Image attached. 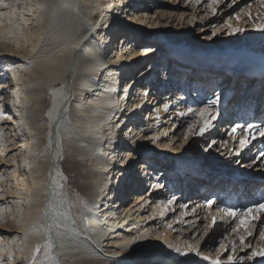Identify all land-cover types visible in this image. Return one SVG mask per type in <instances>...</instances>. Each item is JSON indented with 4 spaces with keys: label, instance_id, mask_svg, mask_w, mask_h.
<instances>
[{
    "label": "bare ground",
    "instance_id": "1",
    "mask_svg": "<svg viewBox=\"0 0 264 264\" xmlns=\"http://www.w3.org/2000/svg\"><path fill=\"white\" fill-rule=\"evenodd\" d=\"M152 1L0 3V264H264V7Z\"/></svg>",
    "mask_w": 264,
    "mask_h": 264
},
{
    "label": "rangeland",
    "instance_id": "2",
    "mask_svg": "<svg viewBox=\"0 0 264 264\" xmlns=\"http://www.w3.org/2000/svg\"><path fill=\"white\" fill-rule=\"evenodd\" d=\"M4 0H0V3H2ZM210 1H212V0H210ZM215 1H219V3L220 4H218V5H216V6H219V7H221L222 5H223V7L226 5H228L229 3H231L232 1H239L238 3H240L239 5H241V6H239V8H237L235 11H233L232 13H231V15H229L230 17H233V18H235V17H237V16H235V15H241V17H245L248 13H250V12H252L254 9L256 10V9H258V12H260V10H261V8H263L264 7V0H215ZM221 1H222V3H221ZM224 1V2H223ZM245 1V3H243L242 4V2H244ZM173 4L175 3V2H172ZM147 4H148V8H150V9H155V8H162V6L161 5H159V6H155V2H153L152 0H149V2H147ZM150 4H152V5H150ZM254 6V8H252V6ZM152 7H154V8H152ZM218 7V8H219ZM246 7H248V9L246 8ZM176 8V7H175ZM165 9V12L167 13V12H169L170 10H171V8L170 7H165L164 8ZM253 9V10H252ZM162 11H164L163 9H161ZM177 10H179V9H177ZM248 10V11H247ZM179 12H180V10H179ZM238 12V13H237ZM262 12V11H261ZM164 12H161L160 14H163ZM215 13H216V11H215ZM215 13H214V15H215ZM206 14L208 15V14H211V12L209 11L208 13L206 12ZM167 15L169 16V17H167L166 15L164 16V20H163V23H167L168 22V20L169 21H173V25H177L178 24V22H176L177 20H175V18H173V16H171L170 17V15H169V13H167ZM181 23H183V22H181ZM203 29H205V31L203 32V37L204 38H208V39H205V40H207V41H209V40H214V34H213V25H212V22H210L209 24H207V25H204L203 26ZM189 51V50H188ZM187 51V52H188ZM257 61V62H256ZM250 62H253V63H256V64H258L259 62H258V60L256 59L255 61L253 60V61H251L250 60ZM164 64H166V62L164 63ZM222 61H220L217 65H216V67H217V69H218V71H220V70H223V68H222ZM221 65V66H220ZM171 66V65H170ZM237 67H239V66H237ZM181 71L183 70V69H180ZM242 80H244V79H242ZM184 81L183 80H181L180 82H179V84H178V86L181 84V83H183ZM245 85H243L241 88H240V90L237 92V94H236V98L233 100V102H232V106H231V111H232V109L234 110V109H236V107L239 105V103H240V101H243L244 99L242 98V96H243V94H244V91L245 90H247V87H244ZM222 88H223V86H222ZM221 87H217V89H216V91L215 92H217V91H219L220 89H222ZM250 93H253L252 95H253V97H254V99L252 98V96L247 100V102H249V103H253V102H255V99H257V95H256V97H255V91H254V88L252 89V90H250L249 91ZM208 97H210L209 99L210 100H212V101H214L212 98V96H205V95H203V99L204 98H208ZM209 101V100H208ZM208 101L206 102V103H204L205 105L204 106H207V107H210V108H212V107H214V106H212V102L210 101V104L211 105H209L208 104ZM192 107V106H191ZM193 108H195V106L193 107ZM229 113V109L228 108H226L225 110H224V112H223V114H228ZM141 117H142V115H141ZM225 124V123H224ZM248 125H249V123H247ZM246 124V125H247ZM190 125V124H189ZM189 125H185V128H183L185 131H187V129L189 130ZM188 127V128H187ZM199 169H202V170H204L203 172L206 174V175H209L208 173H210V174H212V175H220V173L222 174V175H230V174H228L231 170L230 169H226V170H223L224 172H220L219 174H218V172H219V167H212L211 165H212V163H209L208 161H206V160H204V159H201V160H198L197 161V163L195 164ZM232 173V172H231ZM248 173H250V171L248 172ZM180 174V173H179ZM250 175V174H249ZM210 176V175H209ZM221 176V175H220ZM235 176V175H234ZM237 176V175H236ZM244 176L245 177H247L248 176V174L247 175H239V178H238V182L239 181H241L243 178H244ZM238 177V176H237ZM260 181L264 184V178L263 177H261V179H260ZM238 184H240V182L239 183H237V185ZM179 185L177 186V192H179ZM199 190H201L202 191V188H198ZM228 189V188H227ZM230 190H231V188H229L225 193H223V194H225V195H227V196H229V193H230ZM202 194L204 195L205 194V196H203L201 199H202V202H203V204L205 205V206H207L208 204H210L211 202H216L217 200H218V198L219 197H217V198H214V194H211V195H207L206 194V192L205 191H203L202 192ZM222 204H223V202H225V201H228L227 200V197H223V198H221L220 200H219ZM239 206V205H238ZM2 234L0 235V238H2ZM3 241V240H2ZM2 241L0 242V244L2 243Z\"/></svg>",
    "mask_w": 264,
    "mask_h": 264
},
{
    "label": "snow or ice",
    "instance_id": "3",
    "mask_svg": "<svg viewBox=\"0 0 264 264\" xmlns=\"http://www.w3.org/2000/svg\"><path fill=\"white\" fill-rule=\"evenodd\" d=\"M262 135H264V133H261ZM259 207L261 208V209H264V205H259ZM230 214H234V213H230ZM253 255L255 256V255H261V256H264V251H260V252H258V253H253Z\"/></svg>",
    "mask_w": 264,
    "mask_h": 264
}]
</instances>
